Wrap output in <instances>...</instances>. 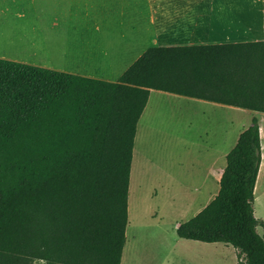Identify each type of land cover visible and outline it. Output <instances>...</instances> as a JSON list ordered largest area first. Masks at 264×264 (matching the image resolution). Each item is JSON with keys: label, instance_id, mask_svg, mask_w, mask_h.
Here are the masks:
<instances>
[{"label": "trees", "instance_id": "1", "mask_svg": "<svg viewBox=\"0 0 264 264\" xmlns=\"http://www.w3.org/2000/svg\"><path fill=\"white\" fill-rule=\"evenodd\" d=\"M150 90L264 113V43L150 48L116 83L0 59V264H120L135 127ZM256 118L215 198L176 228L264 264Z\"/></svg>", "mask_w": 264, "mask_h": 264}, {"label": "crops", "instance_id": "2", "mask_svg": "<svg viewBox=\"0 0 264 264\" xmlns=\"http://www.w3.org/2000/svg\"><path fill=\"white\" fill-rule=\"evenodd\" d=\"M1 33L7 35L0 39L1 60L116 83L150 48L264 43V0H51V5L0 0ZM160 103L178 106L180 112L198 107L209 124L194 129L186 113L176 119L167 114L156 119L152 110ZM239 110L244 109L149 91L135 127L120 264H136L152 244L166 249L159 264H180L174 250L185 245L220 244L180 239L176 228L218 194L226 156L252 118L258 121L261 150L253 197L254 201L264 199V113L241 111L249 120L234 131L227 113ZM141 135L164 141L157 156L153 155L160 161V173L133 183L135 148ZM176 136L182 137L178 145L165 143ZM203 137L212 140L201 141ZM151 165L150 161L148 168Z\"/></svg>", "mask_w": 264, "mask_h": 264}, {"label": "rangeland", "instance_id": "3", "mask_svg": "<svg viewBox=\"0 0 264 264\" xmlns=\"http://www.w3.org/2000/svg\"><path fill=\"white\" fill-rule=\"evenodd\" d=\"M21 3L22 5H51V0H16V3ZM4 4V1H2ZM46 51V50H45ZM156 119L164 117L167 114V117L175 116L178 117L181 114L186 113L190 116V122L193 124L194 129L199 125L208 126L209 122L206 121L203 117V111L198 107L190 108L188 111L179 110L178 106L171 105L168 103H160L157 107H154L152 110ZM244 111V110H241ZM230 112L227 115L232 117L233 129H237L242 126L249 120V115L245 112ZM207 117L208 114H207ZM206 117V118H207ZM177 124V123H176ZM176 127V126H175ZM182 137H173L170 139H165V143L175 146L180 142ZM191 141L197 140L196 137H189ZM208 142L204 137L201 141ZM162 141L161 137L158 136H139L135 148V158H134V170H133V183L144 182L145 178L148 180L159 176V159L155 160L153 155L159 151ZM163 145V144H162ZM178 145V144H177ZM153 158V159H152ZM151 161V168H148V163ZM139 164V165H138ZM253 213L255 219L264 224V199L253 202ZM258 234L264 238V228L258 227ZM187 243V242H185ZM190 243V242H189ZM185 249H175L174 254L179 258V263L181 264H237V253L230 246H224L218 244L216 247L211 246L210 248H193L191 246L185 245ZM166 249L158 248L154 244L146 249V255L140 254L137 258L136 264H159V259ZM204 254L205 255L203 257ZM171 259V258H170ZM32 264H45L43 261H34Z\"/></svg>", "mask_w": 264, "mask_h": 264}, {"label": "bare ground", "instance_id": "4", "mask_svg": "<svg viewBox=\"0 0 264 264\" xmlns=\"http://www.w3.org/2000/svg\"><path fill=\"white\" fill-rule=\"evenodd\" d=\"M3 37H7V35L5 33H1L0 34V39H2ZM139 165V164H138Z\"/></svg>", "mask_w": 264, "mask_h": 264}]
</instances>
